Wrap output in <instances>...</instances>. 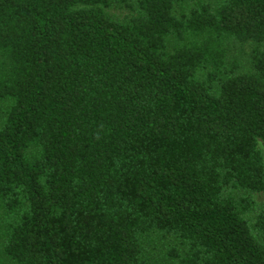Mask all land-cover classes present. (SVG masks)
Here are the masks:
<instances>
[{
	"label": "trees",
	"instance_id": "obj_1",
	"mask_svg": "<svg viewBox=\"0 0 264 264\" xmlns=\"http://www.w3.org/2000/svg\"><path fill=\"white\" fill-rule=\"evenodd\" d=\"M0 264H264V0H0Z\"/></svg>",
	"mask_w": 264,
	"mask_h": 264
}]
</instances>
